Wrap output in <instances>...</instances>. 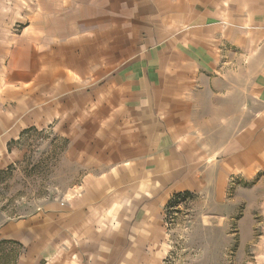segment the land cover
Masks as SVG:
<instances>
[{"label": "crops", "instance_id": "0c3cea01", "mask_svg": "<svg viewBox=\"0 0 264 264\" xmlns=\"http://www.w3.org/2000/svg\"><path fill=\"white\" fill-rule=\"evenodd\" d=\"M74 6L0 26V169L30 130L85 169L0 239L17 264H162L176 196L264 172V0Z\"/></svg>", "mask_w": 264, "mask_h": 264}, {"label": "rangeland", "instance_id": "374dc122", "mask_svg": "<svg viewBox=\"0 0 264 264\" xmlns=\"http://www.w3.org/2000/svg\"><path fill=\"white\" fill-rule=\"evenodd\" d=\"M74 2L0 0V26L19 30L29 14L75 11ZM13 148L12 161L0 169V238L6 222L40 212L47 201L62 203L85 170L49 130L26 131ZM165 221L162 264H264V172L229 178L220 198L183 196Z\"/></svg>", "mask_w": 264, "mask_h": 264}, {"label": "trees", "instance_id": "16d2710c", "mask_svg": "<svg viewBox=\"0 0 264 264\" xmlns=\"http://www.w3.org/2000/svg\"><path fill=\"white\" fill-rule=\"evenodd\" d=\"M189 195V194H185ZM178 196L170 203V207L176 204ZM24 250V247L18 241L13 239H0V264H17L19 255Z\"/></svg>", "mask_w": 264, "mask_h": 264}]
</instances>
